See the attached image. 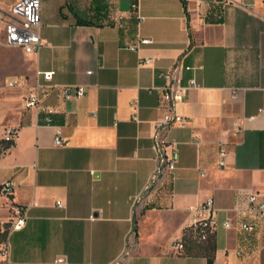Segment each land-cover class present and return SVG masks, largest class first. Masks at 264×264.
I'll return each mask as SVG.
<instances>
[{
	"label": "crops",
	"instance_id": "crops-1",
	"mask_svg": "<svg viewBox=\"0 0 264 264\" xmlns=\"http://www.w3.org/2000/svg\"><path fill=\"white\" fill-rule=\"evenodd\" d=\"M47 1L37 55L6 46L0 28V140L17 134L0 155V185L13 181L12 201L30 206L0 264H209L172 248L209 198L213 264H264V220L247 211V196L264 194V0H114L111 12ZM173 75L194 81L177 100L164 92ZM15 79L27 87L9 88ZM37 85L51 125L24 106ZM66 86L86 93L65 100ZM174 116L184 123L160 129ZM158 135L175 168L148 190ZM8 205L0 195L2 220Z\"/></svg>",
	"mask_w": 264,
	"mask_h": 264
},
{
	"label": "built area",
	"instance_id": "built-area-1",
	"mask_svg": "<svg viewBox=\"0 0 264 264\" xmlns=\"http://www.w3.org/2000/svg\"><path fill=\"white\" fill-rule=\"evenodd\" d=\"M41 6L42 0H19L11 9L10 12L0 11V23L4 29V42L6 46L11 48H19L27 56L37 55L40 50L46 45V42L40 36L41 26ZM133 8H136V3H133ZM142 45L151 44L152 41L145 39L140 42ZM153 59L145 60L144 64L153 62ZM45 81L53 79V72L41 73ZM194 86V81H191L189 86L182 87L176 76H172L168 85L164 88L166 95L177 100L181 98L183 93ZM9 88H24L27 87L25 79H15L8 82ZM47 88L43 85H37L27 96L24 106L27 109H36L42 120L46 125H51L53 122L52 115L54 111L42 105L41 99ZM86 93L84 86H66L59 90V95L65 100L82 98ZM136 119V117H134ZM173 122L183 124L184 118L180 116L166 117L160 124V129H164ZM17 134L15 132H8L5 140L15 142ZM64 140L60 137L58 131L55 138V145L62 146ZM168 144L162 139L161 135L156 138L155 149L159 154V166L156 170L148 190L159 180L164 170L168 168L173 170L175 168V154L167 153ZM226 152H220V167L225 166ZM147 190V191H148ZM14 193V183L9 180L0 185V195L8 199V212L5 220L0 219V260L7 258L9 254V236L14 231H19L26 225L27 211L30 206H20L12 201ZM57 206L64 208L61 202H57ZM247 211L251 214L257 215L264 220V194L251 193L247 196ZM219 225L216 216L214 200L207 199L197 210L196 218L184 230V236L192 233L193 239L198 244H205L209 238L215 234V230ZM225 228L231 227L230 221L223 223ZM244 231H253L256 228L255 224L243 223L241 225ZM172 248L176 252H183L185 250L184 238L175 241Z\"/></svg>",
	"mask_w": 264,
	"mask_h": 264
},
{
	"label": "trees",
	"instance_id": "trees-1",
	"mask_svg": "<svg viewBox=\"0 0 264 264\" xmlns=\"http://www.w3.org/2000/svg\"><path fill=\"white\" fill-rule=\"evenodd\" d=\"M99 2L97 0H92V6L94 7V10H99ZM78 24L80 25H91L93 24L90 20H79ZM0 155L2 152L8 150L12 145H14V142L0 140ZM185 241V250L183 252L184 255L187 256H204L207 257L208 263L213 264L215 259V253H216V240L215 236H211L205 244H198L193 239V234L189 233L185 236H183Z\"/></svg>",
	"mask_w": 264,
	"mask_h": 264
},
{
	"label": "rangeland",
	"instance_id": "rangeland-1",
	"mask_svg": "<svg viewBox=\"0 0 264 264\" xmlns=\"http://www.w3.org/2000/svg\"><path fill=\"white\" fill-rule=\"evenodd\" d=\"M19 0H0V11L3 12H10L13 6L18 2ZM63 1V0H60ZM99 4L101 1L103 3L107 2L108 11L111 12L114 10V0H97ZM49 8L53 9L56 7L58 0H48ZM46 6V4H45ZM44 7V3H43ZM42 21V18H41ZM2 27V24L0 23V28Z\"/></svg>",
	"mask_w": 264,
	"mask_h": 264
}]
</instances>
